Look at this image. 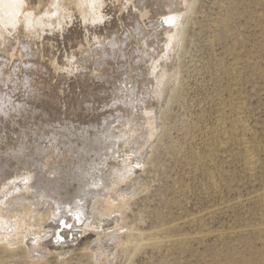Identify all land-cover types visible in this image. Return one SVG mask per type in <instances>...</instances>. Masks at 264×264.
Segmentation results:
<instances>
[{"label":"rangeland","instance_id":"rangeland-1","mask_svg":"<svg viewBox=\"0 0 264 264\" xmlns=\"http://www.w3.org/2000/svg\"><path fill=\"white\" fill-rule=\"evenodd\" d=\"M24 1L17 0V9L21 3H24L20 6L23 8H19L18 11L15 10L16 8L13 9L16 13L7 9L6 6H0L2 10H0V15L5 17L0 16L3 18H0V23L2 22L0 43H8L6 45L11 50L4 51L6 45L0 44V93L4 97L3 107L6 106L4 108L8 111V115L0 114V160H2L0 162L7 160L11 161L10 164H14L16 157L30 158L27 159V162H31L30 170L32 173L35 172L34 175L37 174L33 177L39 178L35 182L33 181L37 179L32 178V182H40L36 186L37 188L40 186V192L44 191L41 195L38 190L43 199L38 195L31 206L37 209V207L45 208L54 205L56 209L55 215L53 213L47 219L48 223L45 221L42 224L41 228L47 236L43 229L35 225L28 229L29 231L26 230L23 236L17 237L24 239L22 243L20 240L19 243H14L12 238H10L12 241L9 245L0 243V264H264V0H188L190 5L186 3L182 6L184 5L182 4L181 7L175 9L178 11L174 18L178 22L174 19L173 22L165 23L164 26L160 23V26L158 25V22H165L166 14H157V9H154L157 7V0H99L100 3L96 0L98 5L94 1L90 5L86 0H84L85 3L82 0H77L79 2L58 0L61 3L57 0ZM56 1L59 6L55 4ZM182 1L180 0V3ZM139 2L144 3V6L143 3L140 5L144 7L141 8L142 10ZM79 4H82L81 8ZM151 6L155 13L151 10ZM54 8L59 10L55 11ZM131 11L138 13L137 16L136 13L135 16L132 15ZM145 13H148V16H145ZM7 14L17 15V18L12 19L13 16ZM20 14L25 15L22 17ZM100 15L101 19H99ZM176 15H180L181 18ZM24 16H28L26 18L29 20ZM32 16H35V19ZM37 17L40 19L36 20ZM85 17H90L91 21L97 17L99 25L98 21H96L97 25L89 21L85 23ZM133 18L138 21L135 22ZM11 20L15 24H12ZM24 20L30 25L28 26ZM133 21L136 25L140 23V31L142 32L143 29L145 32L139 34L135 30L137 27ZM107 22L108 25L105 24ZM141 22L145 26L142 27ZM38 23L41 26H38ZM37 27L40 28L37 30ZM165 27H168L167 30ZM12 28L15 30L11 31ZM157 28L159 31H156ZM151 32L156 35L154 36ZM141 34L147 38L145 42L148 40L149 43L144 42L145 37H140ZM172 34L175 39H171ZM17 35L21 39H18ZM70 35H76V38L71 39ZM110 35L118 43L112 45L116 49H111V44L108 43V40L110 42L113 39ZM104 36H107L106 38L109 36L110 39L106 40ZM137 36L138 39H136ZM139 37L143 42H140ZM165 37L167 39H164ZM121 38H125V41L122 42L124 39L120 41ZM162 41L167 44L165 45ZM24 42H28L29 47L25 48ZM102 44L104 45L103 50L101 49ZM140 45L150 49L152 53L158 50L157 46H161L159 52L154 53L156 55L154 61L162 58L158 62L163 63L160 67L167 71L162 84L158 85L155 76L150 74L151 65L155 63L150 57L142 56L143 53L137 48ZM109 49L113 53L116 50L117 55L111 54ZM102 56H106L107 60L105 57L104 60ZM153 87L158 90H153ZM158 91L159 94H157ZM120 114L123 115L122 118ZM117 116L120 117H118L119 120L123 117L126 120L119 121ZM127 119H131L132 124ZM152 120L159 122V133L158 137L156 136L155 140L151 141L152 144L149 139L145 138L146 143H149L146 146L148 150L146 152L145 145L147 144H144L146 141L144 137L151 134L150 131H146V126L149 128L148 125L153 122ZM108 131L117 136L120 135L119 138L117 136L116 139L113 138L116 149L114 147L115 150L113 149L114 152L111 151L110 155L107 152L104 153L106 150L102 151L103 146L102 148L97 146L98 149L101 148L98 150L96 145H94L95 148L90 145L88 148L89 143L83 142V138L87 135L100 133L103 135ZM150 134L147 138L151 139ZM132 135L137 136L136 139L139 138L140 142L143 135L144 143H133L135 137ZM84 143L87 144L88 151L83 154ZM134 144L138 146V149ZM67 146L69 149H65L68 148ZM131 146L133 149H130ZM143 146L142 149L145 152L140 148ZM60 149H63V153ZM73 158H77L76 161ZM96 158L102 162L105 161L103 159L108 158L106 162L110 166L105 165V168L101 165L100 174L103 176L106 173L108 175L111 166L113 164L117 166L123 158H129V163H132L134 177L131 175L129 180L122 181L119 185L123 195L126 193L128 197L131 191L130 198L128 197L130 205H127L128 208H125L122 216L115 212L108 214L104 209L102 211V208L98 211L94 209L97 213H93L92 209L93 212L90 214L92 200L96 198V195L99 196L104 192L99 189L92 190L89 184L87 187L85 180L78 181V186L75 184L77 180L73 174H70L80 170L78 160H85L88 165L91 159ZM36 160H42V163H49L51 166L48 165L47 170L40 167L42 170L38 169L40 171L36 172L40 166L38 164H41ZM72 162L76 166L72 165ZM57 165L59 168H55ZM91 165L93 166V163ZM91 165H85L84 171L88 169L89 173L94 170ZM60 166L63 170L67 166L68 169L74 171L71 172L67 168L63 171ZM0 167L2 174L0 176L1 179L3 178L0 181H3L6 180L4 173L8 165L6 167L0 165ZM103 167L105 170L108 169L103 171ZM54 169H58L57 172ZM60 170L67 172V175ZM41 173L49 174L43 176ZM50 174H53L54 179ZM61 174L66 176L64 178L67 183ZM96 174L92 173V175ZM70 175L74 181L71 177L67 179ZM56 176H62L60 179L63 183L58 181L59 177L56 178ZM41 178L43 180L48 178L49 183L45 182L47 179L42 182ZM71 182H75L74 185ZM41 183L46 184L43 185L44 188L47 186L46 191L41 189ZM61 183H65L63 187ZM68 184L70 188L66 187ZM80 184H85L91 190ZM53 185H57L56 188H58H54ZM49 186H52V191ZM77 186L79 188L81 186L83 194ZM64 188L66 193L74 192L68 194V198L74 196L72 198L75 199L74 201L78 200L82 203L80 206L79 202L81 208L77 205L78 201L75 203L76 206L74 201L65 200L66 202L63 201L64 203L62 202L63 204L61 203L58 209L60 203L57 205L59 201L55 198L58 199V194H62ZM78 190L83 198L78 197L80 195ZM49 191L51 194L55 191L57 196L55 194L52 196ZM89 191L93 192L90 196ZM18 192L11 184L7 189H0V203L9 204L12 202L10 200L14 199L15 202L19 201L17 196L20 193ZM77 193L79 195L75 196ZM13 195L15 196L12 197ZM50 195L54 199H49ZM84 197L89 200H85ZM39 200L41 202L44 200L46 204H43L46 206L40 204ZM96 202H93V206ZM69 203H73L70 204L71 207ZM84 205L87 208H84ZM74 209H78L79 212L85 210L87 214L84 212L83 214L86 216V221L94 219L100 223V226L95 227L97 229H88L75 238L77 228L74 226L75 229L73 225L76 224L78 211ZM59 210L69 211L64 216L66 211L62 213ZM92 214L95 216L93 217ZM53 215H57L56 219L59 220L53 218ZM67 215L69 216L66 217ZM61 217L66 218L63 220ZM56 221L60 225L55 223ZM52 223L62 226L61 230L58 225H56L58 229L54 230L55 226ZM10 228L9 224H6L2 230L14 236L13 228ZM20 231L23 232V229ZM59 231H64V234H60ZM55 232L66 239L63 240L62 237L60 241L55 239L57 238ZM39 236L45 238L41 239ZM61 240L65 242L62 243ZM36 247L42 248L40 252L36 251Z\"/></svg>","mask_w":264,"mask_h":264},{"label":"bare ground","instance_id":"bare-ground-1","mask_svg":"<svg viewBox=\"0 0 264 264\" xmlns=\"http://www.w3.org/2000/svg\"><path fill=\"white\" fill-rule=\"evenodd\" d=\"M13 0H0V6H6V8L7 9H9V10H13L14 8H16L15 10L16 11H18V9L19 8H23V7H20V6H22L23 5V3L25 2L24 0V2L23 3H21L20 4V6H19V8L17 9V7H18V3H16L17 2V0H15V2H12ZM58 1V0H57ZM57 1L55 2V4L56 5H58L57 4ZM77 1V0H76ZM83 1V3H85L84 2V0H82ZM87 2H89V4L90 5H92V2L94 1L95 3H96V0H86ZM138 1V0H137ZM150 1V0H149ZM148 1V2H149ZM155 1V0H154ZM182 1V0H181ZM58 2H60V1H58ZM77 2H79V1H77ZM98 2H99V0H98ZM101 2V1H100ZM99 2V3H100ZM134 3L136 2V1H133ZM61 3V2H60ZM140 4H139V6L143 3H141V2H139ZM189 4L188 3V0H183L181 3H180V0H157V7L156 8H154V9H157V14H163V15H165L164 17H165V22H158V25H159V23L160 24H163L162 26H164L165 25V23L166 24H169V23H171V22H173V20L175 19L174 18V16H175V14H176V12L178 11V10H175V9H178L179 7H181V5L182 4H184V5H182V6H185V4ZM78 4V3H77ZM87 4V3H86ZM97 4V3H96ZM128 4V3H127ZM126 4V5H127ZM132 4V3H131ZM136 4H138V2H136ZM135 4V5H136ZM146 4V3H145ZM152 5H153V3H151ZM156 3H154V5H155ZM55 5V6H56ZM80 5V4H79ZM82 5V4H81ZM81 5H80V7L79 8H81ZM84 5V4H83ZM88 5V4H87ZM98 5V4H97ZM125 5V6H126ZM190 5V4H189ZM59 6V5H58ZM61 6V5H60ZM89 6V5H88ZM88 6H87V8H88ZM124 6V7H125ZM131 6V5H130ZM143 6H144V3H143ZM146 6H147V4H146ZM94 7H95V4H94ZM134 7V6H133ZM148 7H149V5H148ZM60 8V7H59ZM75 8V7H74ZM77 8V7H76ZM89 8H90V6H89ZM92 8V7H91ZM98 8V7H97ZM135 8H137V7H135ZM139 8V7H138ZM137 8V9H138ZM141 8H144V7H142V6H140V9ZM147 8V7H146ZM145 8V9H146ZM151 8V10H152V6L150 7ZM150 8H149V10H150ZM188 8V7H187ZM49 9V8H48ZM55 9V11H58L59 9H57V8H54ZM57 9V10H56ZM61 9H64V11L66 10V12L68 11L69 12V10H67V9H65V8H61ZM133 9V8H132ZM137 9H134L135 11L137 10ZM1 10V9H0ZM4 10V9H3ZM15 10H13L15 13H16V11ZM52 11H53V9H51ZM90 10H92V9H90ZM90 10H89V12H90ZM142 10V9H141ZM147 10V9H146ZM150 10V11H151ZM2 11V10H1ZM20 11V10H19ZM23 11V10H22ZM86 11H88V9L86 10ZM97 11H99V10H97ZM96 11V12H97ZM144 11V10H143ZM153 11V10H152ZM155 11V10H154ZM153 11V12H154ZM186 11V10H185ZM9 12V11H8ZM13 12V13H14ZM30 12V11H29ZM49 12H50V10H49ZM49 12H48V14H49ZM60 12V11H59ZM101 12V11H100ZM99 12V13H100ZM132 12V11H131ZM184 12V11H183ZM3 13H5V12H3ZM2 13V14H3ZM11 13V12H10ZM18 13V12H17ZM21 13V12H20ZM24 13V12H23ZM33 13V12H32ZM32 13H31V15H32ZM51 13H54V12H51ZM82 13H83V11H82ZM133 13V12H132ZM136 13V12H135ZM135 13H133L132 15H134L135 16ZM141 13H143V12H141ZM152 13V12H151ZM155 13V12H154ZM153 13V14H154ZM22 14V13H21ZM20 14V15H21ZM55 14H57V13H55ZM55 14H52V15H55ZM84 14H86V12L84 13ZM98 14V13H97ZM123 14V13H122ZM137 14L138 13H136V16H137ZM140 14V13H139ZM148 14V13H147ZM146 13H145V16H148ZM174 14V15H173ZM7 15H9V16H11V14H7ZM23 15H25V14H23ZM23 15H21L22 17H23ZM27 15H28V13H27ZM35 15V14H34ZM102 15V14H101ZM101 15L99 16L100 18L99 19H101ZM141 15V14H140ZM150 15H152V14H150ZM149 15V16H150ZM171 15V16H170ZM0 16H2V15H0ZM13 16V17H12ZM11 17H12V19L14 18V17H16V16H14V15H12ZM47 16H49V15H47ZM76 16V15H75ZM87 16H89L88 15V12H87ZM93 16V15H92ZM104 16V15H103ZM128 16H129V14H128ZM131 16V15H130ZM159 16V15H158ZM177 17H180V15L178 16V15H176ZM2 17H4V16H2ZM10 17V18H11ZM18 17H20L19 16V14H18ZM25 18L27 17L28 18V16H24ZM30 17V16H29ZM32 17H34V19H35V16H32ZM43 17V16H42ZM69 17H70V15H69ZM91 17V16H90ZM89 17V18H90ZM132 17V16H131ZM153 17V16H152ZM1 18V17H0ZM5 18V17H4ZM17 18V17H16ZM26 18V19H27ZM64 18H65V16H64ZM67 18V17H66ZM72 18V17H71ZM82 18H84V17H82ZM89 18H86L85 17V23H87V21H89V22H93V24L95 23H97L96 21H98V18L96 19L95 17V20H94V18L92 19L93 21H91V19L89 20ZM127 18V17H126ZM125 18V19H126ZM130 18V17H129ZM129 18H128V20H129ZM140 18H141V16H140ZM181 18V17H180ZM1 19H3V18H1ZM7 19L10 21V19L7 17ZM40 18L39 17H37V19L36 20H39ZM73 19V18H72ZM149 19H151V18H149ZM5 20V19H4ZM4 20H2V21H4ZM18 20V19H17ZM27 20H29V19H27ZM64 20V19H63ZM108 20V19H107ZM112 20V19H111ZM111 20H109L111 23H112V21ZM121 20H122V18H121ZM132 20H135V22L136 21H138L136 18L134 19H132ZM147 20V19H146ZM154 20V19H153ZM161 20V19H160ZM25 21V20H24ZM30 21H31V19H30ZM32 21H33V19H32ZM43 21V20H42ZM102 21V20H101ZM105 21V20H104ZM103 21V22H104ZM163 21V20H162ZM175 22H178V20L176 21V19L174 20ZM11 22H12V24H15V23H13V20H11ZM11 22H9L10 24H11ZM14 22H15V20H14ZM26 22V21H25ZM28 22V21H27ZM26 22V23H27ZM34 22H36V21H34ZM33 22V23H34ZM44 22V21H43ZM126 22V21H125ZM134 22V21H133ZM134 22V23H135ZM140 22V21H139ZM155 22V21H154ZM174 22V24H176ZM2 23V22H1ZM1 23H0V25H1ZM18 23H20L19 21H18ZM50 23H51V21H50ZM110 23V24H111ZM28 24V26L30 25L29 23H27ZM27 24H25V26L27 25ZM31 24H32V22H31ZM44 24H45V22H44ZM47 24V23H46ZM93 24L91 25V24H89V25H91V26H93ZM98 25H99V21H98V23H97ZM96 24V25H97ZM101 24H102V22H101ZM105 24H109L108 22L107 23H105ZM104 24V25H105ZM141 24H142V27L143 26H145V25H143L144 23H142L141 22ZM179 24V23H178ZM34 25V24H33ZM32 25V26H33ZM40 25V23H38V26ZM69 25H70V23H69ZM135 25H136V23H135ZM157 25V26H158ZM182 25V24H181ZM7 26V25H6ZM14 26V25H13ZM16 26H17V24H16ZM23 26H24V24H23ZM28 26H26V27H28ZM35 26V25H34ZM41 26V25H40ZM43 26V25H42ZM67 26V25H66ZM77 26V25H76ZM78 26H80V25H78ZM112 26V25H111ZM140 23L138 24V25H136V27H137V29H135L137 32H139V34H140V30H141V28H140ZM160 26V25H159ZM158 26V28H160ZM1 27V26H0ZM8 27V26H7ZM12 26L10 25V28H11ZM18 27V26H17ZM49 27V26H48ZM104 27V26H103ZM105 27H106V25H105ZM104 27V28H105ZM108 28H110L109 26H107ZM171 27H173V28H175L174 26H172L171 25ZM2 28V27H1ZM6 28V27H5ZM9 28V29H10ZM32 28H34V27H32ZM40 27H37V30L39 29ZM52 28V27H51ZM74 28V27H73ZM78 28V27H77ZM96 28H97V26H96ZM145 28V27H144ZM158 28H157V30L156 31H159L158 30ZM166 28H168V27H165V29ZM170 28V27H169ZM14 28H12L11 29V31H14L13 30ZM112 29V28H111ZM124 29H126V28H124ZM156 29V28H155ZM162 29V28H161ZM179 29V28H178ZM30 30L32 31V29L30 28ZM34 30V29H33ZM95 30V29H94ZM99 30V29H98ZM102 30V29H101ZM130 30V29H129ZM146 30V29H145ZM167 30V29H166ZM172 31H174V29H171ZM1 31H2V29H1ZM0 31V33H2ZM7 31H9L8 29H7ZM6 31V33H8ZM49 31V30H48ZM71 31V30H70ZM113 31V30H112ZM128 31V30H127ZM153 31V30H152ZM163 31H165V30H163ZM168 31H169V29H168ZM167 31V32H168ZM36 32V31H35ZM50 32V31H49ZM56 32V31H55ZM61 32V31H60ZM68 32H69V30H68ZM107 32V31H106ZM136 32V33H137ZM142 32H143V29H142ZM141 32V33H142ZM145 32V31H144ZM143 32V33H144ZM175 32V31H174ZM4 33V32H3ZM59 33V32H58ZM72 33V32H71ZM129 33V32H128ZM127 33V34H128ZM152 33V32H151ZM157 33V32H156ZM172 33V32H171ZM12 34V33H11ZM66 34V33H65ZM75 34V33H74ZM146 34V33H145ZM149 34V33H148ZM153 35H154V32L152 33ZM164 34H166V33H164ZM168 34V33H167ZM170 34V33H169ZM174 34V33H173ZM172 34V37H171V39L173 38V35ZM179 34V33H178ZM177 34V35H178ZM1 35V34H0ZM4 35H6V34H4ZM44 35V34H43ZM54 35V34H53ZM105 35H107V34H105ZM113 35V34H112ZM129 35V34H128ZM138 35V34H137ZM156 35V34H155ZM154 35V36H155ZM176 35V34H175ZM9 36V35H8ZM18 36V35H17ZM21 36V35H20ZM33 36V35H32ZM39 36V35H38ZM68 36V35H67ZM76 36V35H75ZM74 35H70V38L71 39H73L72 37H75ZM119 36V35H118ZM139 36V35H138ZM138 36H137V38L136 39H138ZM144 36V34H141V36L140 37H143ZM169 36V35H168ZM171 36V35H170ZM19 37V36H18ZM47 37V36H46ZM63 37V36H62ZM93 37V36H92ZM95 37H98V36H95ZM105 37V36H104ZM107 37V36H106ZM105 37V38H106ZM110 37H112L111 35H110ZM140 37H139V39H140ZM145 37V36H144ZM167 37V36H166ZM164 38V39H167V38ZM4 38H6V37H4ZM3 38V39H4ZM9 38V37H8ZM44 38V37H43ZM76 38V37H75ZM86 38V37H85ZM108 38H109V36H108ZM108 38H106V40H108ZM113 38V37H112ZM111 38V39H112ZM117 38V37H116ZM119 38H120V36H119ZM118 38V39H119ZM129 38V37H128ZM162 38H163V36H162ZM18 39H21V37H19ZM64 39V38H63ZM66 39V38H65ZM71 39H70V41H71ZM87 39V38H86ZM102 39V38H101ZM110 39V38H109ZM117 39V40H118ZM122 39H124V40H122ZM135 39V40H136ZM145 39H147L146 37L144 38V42H145ZM173 39H175V38H173ZM1 41H2V38L0 39ZM6 40V39H5ZM5 40H4V42H5ZM17 40V39H16ZM29 40V39H28ZM52 40V39H51ZM62 40V39H61ZM122 40V42L123 41H125V38H121L120 39V41ZM128 40V39H127ZM142 40V38L140 39V42H143V41H141ZM160 40V39H159ZM158 40V41H159ZM162 40V39H161ZM160 40V41H161ZM7 41L9 42V40L7 39ZM23 41V40H22ZM30 41V40H29ZM69 41V42H70ZM72 41H74V40H72ZM97 41H99L98 39H97ZM167 41V40H166ZM172 41V40H171ZM11 42H12V40H11ZM10 42V43H11ZM104 42H106V41H104ZM147 42H148V40H147ZM147 42H145V43H147ZM157 42V41H156ZM163 42V41H162ZM9 43V44H10ZM13 43V42H12ZM66 43V42H65ZM100 43V42H99ZM98 43V44H99ZM107 43V42H106ZM105 43V44H106ZM108 43H110L111 44V49H116V48H113L112 47V45H114V44H116L117 43V41H116V39L115 38H113L110 42H109V40H108ZM149 43V42H148ZM159 43H161V42H159ZM159 43H157L158 45H159ZM163 43H165V45L167 44V42H163ZM174 43V42H173ZM1 45H4L3 44V42L2 43H0ZM6 44H8V43H6ZM5 44V45H6ZM24 44H25V48L26 47H29L28 45H29V43L28 42H24ZM109 44V45H110ZM118 44V43H117ZM116 44V45H117ZM144 44V43H143ZM175 44V43H174ZM13 44H11V46H12ZM89 45V44H88ZM151 45V44H150ZM170 45V44H169ZM17 46V45H16ZM99 46H101V45H99ZM98 46V47H99ZM103 44H102V47H101V49L103 48ZM106 46H107V44H106ZM105 46V47H106ZM132 46V45H131ZM147 46V45H146ZM145 46V47H146ZM2 47V46H1ZM13 47V46H12ZM12 47H10V49H12ZM33 47V46H32ZM158 47V50H159V48L161 49V46H157ZM172 47V46H171ZM137 48L138 49H140L139 51L140 52H142L143 54H142V56L144 55V56H146V57H150L151 59H152V61L155 63V64H153V65H151V75H154L155 76V78H156V83H158V85H160V84H162L163 83V77L167 74V71H166V69L165 70H162L161 69V67H160V64L162 65L163 63H161V62H158L159 60H161L162 58H160L158 61H154V57L156 56L154 53H156L158 50H153L154 51V53H152V51L150 50V49H148V48H144L143 47V45H140V46H137ZM137 48H135V49H137ZM152 48H154V47H152ZM166 48H168V47H166ZM2 49H3V47H2ZM1 49V50H2ZM6 50H4V51H7V52H9V51H11V50H9V48L7 47V45H6V48H5ZM28 49V48H27ZM118 49V48H117ZM138 49H137V51H138ZM9 50V51H8ZM14 50V49H13ZM13 50H12V52H13ZM32 50H33V48H32ZM35 50V49H34ZM55 50V49H54ZM98 50V49H97ZM103 50V49H102ZM106 50V49H105ZM110 50V49H109ZM124 50V49H123ZM163 50V49H162ZM166 50V49H165ZM95 51V50H94ZM99 51V50H98ZM112 50H110L109 52H111ZM115 52H116V50H114ZM2 52V51H1ZM30 52V51H29ZM34 52V51H33ZM32 52V53H33ZM93 52V51H92ZM97 52V51H96ZM100 52V51H99ZM113 53V52H111V54L113 53V55H115L116 53ZM159 52V51H158ZM87 54V53H86ZM110 54V55H111ZM105 55V54H104ZM117 55V54H116ZM101 56V55H100ZM157 56H158V54H157ZM103 57V56H102ZM105 57V59H106V56H104ZM104 57H103V59H104ZM108 57V56H107ZM110 57V56H109ZM85 58V57H84ZM99 58V57H98ZM97 58V59H98ZM137 58V57H136ZM147 58V59H148ZM1 59V58H0ZM97 59L95 60V61H97ZM104 59V60H105ZM157 59V58H156ZM52 60V59H51ZM86 60V59H85ZM107 60V59H106ZM130 60V59H129ZM135 60V59H134ZM147 61V60H146ZM145 61V62H146ZM152 61H151V63H152ZM1 62V61H0ZM30 62V61H29ZM93 62V61H92ZM98 62H100L99 61V59H98ZM97 62V63H98ZM23 63V62H22ZM143 64V63H142ZM167 65V64H166ZM26 67V66H25ZM103 67V66H102ZM102 70V69H101ZM1 71H2V69H1ZM6 73V72H5ZM27 73V72H26ZM69 73V72H68ZM102 74V73H101ZM8 76V75H7ZM12 78V77H11ZM9 79V78H8ZM15 79V78H14ZM31 80V79H30ZM7 82V81H6ZM174 83V82H173ZM110 84V83H109ZM171 84H172V82H171ZM156 87V86H155ZM155 87H153L154 89L153 90H158L157 88H155ZM104 88V87H103ZM35 89V88H34ZM159 89H160V87H159ZM46 90V89H45ZM114 90V89H113ZM150 90V89H149ZM30 91V90H29ZM125 91V90H124ZM133 92V91H132ZM162 92V91H161ZM7 94V93H6ZM157 94H159V91L157 92ZM4 95V94H3ZM12 95V94H11ZM161 95V94H160ZM5 96V95H4ZM9 97H10V95H8ZM13 96V95H12ZM40 96V95H39ZM30 97V96H29ZM41 97V96H40ZM123 97V96H122ZM160 97V96H159ZM8 98V97H7ZM14 98V97H13ZM125 98V97H124ZM23 99V98H22ZM26 99V98H25ZM38 99V98H37ZM4 100V97L2 96V94L0 93V114H5V115H8V111H7V109H5L4 107H6V106H4L3 107V101ZM26 100H28V99H26ZM131 100H132V98H131ZM142 100V99H141ZM8 101V100H7ZM31 101V100H30ZM122 101H124V100H122ZM166 101V100H165ZM29 102V101H28ZM14 103V102H13ZM21 103V102H20ZM19 103V104H20ZM31 103V102H30ZM130 103V102H129ZM128 103V104H129ZM135 103V102H134ZM166 103V102H165ZM142 104V103H141ZM129 106V105H128ZM134 106V105H133ZM136 109V108H135ZM36 110V109H35ZM23 112V111H22ZM28 112V111H27ZM10 114V113H9ZM16 114V113H15ZM39 114V113H38ZM18 115H19V113H18ZM27 115V114H26ZM37 115V114H36ZM40 115V114H39ZM12 117H13V114L11 115ZM22 116V115H21ZM20 116V117H21ZM121 116H123V115H121L120 114V117ZM7 117V116H6ZM30 117H31V115H30ZM36 117V116H35ZM116 117V116H115ZM119 116H117V118H118ZM119 117V118H120ZM18 118V117H17ZM109 118V117H108ZM117 118H116V120H117ZM119 118H118V120H119ZM122 118V117H121ZM129 118V117H128ZM7 119V118H6ZM5 119V120H6ZM9 119V118H8ZM7 119V120H8ZM125 119V117H123V119H120V120H124ZM13 120V119H12ZM15 120V119H14ZM21 120V119H20ZM38 120V119H37ZM112 120V119H111ZM115 120V121H116ZM117 120V121H118ZM119 120V121H120ZM126 120V119H125ZM127 120H129V122H131L132 120L131 119H127ZM131 120V121H130ZM150 120V119H149ZM154 120V119H153ZM152 120V121H153ZM108 121V120H107ZM117 121H116V123H117ZM12 122V121H11ZM42 122V121H41ZM128 122V121H127ZM2 123V122H1ZM8 123V122H7ZM14 123V122H13ZM72 123V122H71ZM112 123V122H111ZM124 123V122H123ZM148 123V122H147ZM5 124H6V122H5ZM37 124H39V123H37ZM115 124V123H114ZM113 124V125H114ZM131 124H132V122H131ZM130 124V125H131ZM9 125V124H8ZM8 125H6V126H8ZM23 125V124H22ZM107 125V124H106ZM120 125H122V124H120ZM2 126V125H1ZM13 126V125H12ZM11 126V127H12ZM66 126V125H65ZM89 125H87V127H88ZM138 126V125H137ZM17 127V126H16ZM51 127V126H50ZM56 127V126H55ZM85 127V126H84ZM86 127V128H87ZM98 127V126H97ZM103 127V126H102ZM113 127V126H112ZM116 127V126H115ZM131 127V126H130ZM148 127L150 128V130H149V128H147V126H146V131H150L151 132V134H150V136H152L151 137V139H150V137L149 138H147V135H149V134H147V135H145L143 132V135H145L146 137H144V141L146 140V139H149V141L151 142H153V140H155V138H156V136L158 135V130H159V127H160V124H159V122L156 120V121H153V122H150L149 123V125H148ZM21 128V127H20ZM68 128V127H67ZM80 128V127H79ZM94 128V127H93ZM117 128V127H116ZM122 128H124V127H122ZM133 128V127H132ZM2 129V128H1ZM8 129V128H7ZM64 129V128H63ZM66 129V128H65ZM74 129V128H73ZM83 129V128H82ZM96 129H98V128H96ZM95 129V130H96ZM100 129V128H99ZM102 129V128H101ZM109 129H110V127H109ZM113 129V128H112ZM115 129V128H114ZM127 129H128V126H127ZM140 129H141V127H140ZM54 130V129H53ZM67 130V129H66ZM81 130V129H80ZM87 130L89 131V129L87 128ZM115 130H117V129H115ZM115 130H113V132L115 131ZM133 130V129H132ZM137 130V129H136ZM135 130V131H136ZM43 131V130H42ZM56 131V130H55ZM63 131V130H62ZM74 131V130H73ZM82 131V130H81ZM100 132H101V130H99ZM112 131V130H111ZM111 131H108L106 134L104 133L103 135L101 134V133H103V132H101L100 134H95V135H92V136H86L85 138H83L84 140H83V142H87V143H89L88 145L86 144V143H84V149H82L83 151H82V153L83 152H86V151H88V148H90V146L91 147H93L94 145H96V148L98 149V147L97 146H100L101 148H102V146H103V148L104 149H102V151H104V150H106L104 153H110L111 151L112 152H114L113 151V149H114V144L113 143H115V139H116V136H117V134L115 135L113 132H111ZM142 131V130H141ZM22 132V131H21ZM83 132V131H82ZM82 132H80V133H82ZM90 132V131H89ZM91 132H94V131H91ZM117 132V131H116ZM125 132V131H124ZM131 132V131H130ZM137 132V131H136ZM139 132H140V130H139ZM138 132V133H139ZM28 133V132H27ZM60 133V132H59ZM62 133V132H61ZM84 133V132H83ZM96 133H97V131H96ZM120 133V132H119ZM122 133V132H121ZM141 133V134H142ZM21 134V133H20ZM90 134V133H89ZM16 135V134H15ZM58 135V134H57ZM62 135H64V133L62 134ZM66 135H67V133H66ZM133 135H134V133H133ZM132 135V136H133ZM140 135V134H139ZM142 135V136H143ZM38 136H39V134H38ZM60 136V135H59ZM67 136H69V135H67ZM73 136V135H72ZM124 136V135H123ZM129 136L131 137V135L129 134ZM137 136H138V134H137ZM137 136H133V137H135L134 138V141H133V143L135 142H140V140H138V139H136V137ZM141 136V138H142V141L141 142H143L144 143V141H143V137ZM41 137V136H40ZM39 137V138H40ZM46 137V136H45ZM75 137V136H74ZM105 137V139H103ZM112 137V139H110ZM118 138L120 137V135L119 136H117ZM128 137V136H127ZM130 137H128L129 138V140H130ZM139 137V136H138ZM158 137V136H157ZM14 138V137H13ZM54 138V137H53ZM113 138H115V139H113ZM125 138V137H124ZM140 138V139H141ZM146 138V139H145ZM2 139V138H1ZM38 139V138H37ZM110 139V140H109ZM135 139L137 140V141H135ZM27 140V139H26ZM54 140V139H53ZM67 140V139H66ZM132 140V139H131ZM14 141V140H13ZM24 141V140H23ZM122 141V140H121ZM26 142V141H25ZM34 142V141H33ZM44 142V141H43ZM67 142V141H66ZM140 142V143H141ZM147 142V140L145 141V143L144 144H147V145H145V147L146 146H148L149 145V143H146ZM152 142L150 143V144H152ZM50 143V142H49ZM65 143V142H64ZM125 143V142H124ZM123 143V144H124ZM131 143V142H130ZM139 143V144H140ZM142 143V144H143ZM24 144V143H23ZM25 144H27V143H25ZM41 144H42V142H41ZM52 144V143H51ZM73 144V143H72ZM127 144V143H126ZM138 144V145H139ZM143 144V145H144ZM32 145V144H31ZM40 145V144H39ZM48 145V144H47ZM54 145V144H53ZM57 145V144H56ZM56 145H55V147H56ZM78 145V144H77ZM86 145L87 146H89L88 148L86 147ZM132 145V144H131ZM135 145V147H136V149H138V146L136 145V144H134ZM45 146V145H44ZM72 146V145H71ZM133 146V145H132ZM131 146V147H132ZM24 147V146H23ZM22 147V148H23ZM25 147H27V146H25ZM39 147V146H38ZM68 147V146H67ZM79 147V146H78ZM122 147H124V146H122ZM125 147H130V146H125ZM134 147V146H133ZM133 147L132 148H130V149H133ZM45 148V147H44ZM61 148V147H60ZM94 148H95V146H94ZM100 148V149H101ZM120 148V147H119ZM141 149L142 148H144V146L143 147H140ZM148 148H150V147H148ZM15 149V148H14ZM19 149V148H18ZM25 149V148H24ZM37 150H38V148H36ZM47 149V148H46ZM56 149V148H55ZM65 149H69V147L68 148H65ZM64 149V150H65ZM81 149H80V151H81ZM100 149H98V150H100ZM115 149H116V147H115ZM114 149V150H115ZM122 149H124V148H122ZM135 149V148H134ZM135 149V150H136ZM146 150V152L148 151L147 150V147L145 148ZM57 150V149H56ZM63 150V149H62ZM61 149H60V151L63 153V151H62ZM76 150V149H75ZM89 150H92V149H89ZM94 150V149H93ZM135 150H133L134 151V153H135ZM140 150V149H139ZM143 150V149H142ZM141 150V151H142ZM21 151H22V149H21ZM30 151V150H29ZM46 151V150H45ZM66 151V150H65ZM79 151V152H80ZM120 151V150H119ZM123 151V150H122ZM144 151V150H143ZM144 151V152H145ZM10 152V151H9ZM23 152H24V150H23ZM47 152V151H46ZM58 152V151H57ZM56 152V153H57ZM69 152V151H68ZM90 152V151H89ZM89 152H88V154H89ZM97 152H99V151H97ZM101 152V151H100ZM111 152V153H112ZM118 152V151H117ZM132 152V151H131ZM144 152H142L143 154H144ZM20 153V152H19ZM103 153V152H102ZM125 153V152H124ZM130 153V152H129ZM133 153V152H132ZM131 153V154H132ZM133 153V154H134ZM139 153H141V152H139ZM21 154V153H20ZM19 154V155H20ZM47 154V153H46ZM49 154V153H48ZM84 154V153H83ZM88 154H86V155H88ZM91 154V153H90ZM117 153H116V151H115V155H116ZM142 154V155H143ZM19 155H17V156H19ZM22 155V154H21ZM59 155H60V153H59ZM69 155H70V153H69ZM85 155V156H86ZM92 155V154H91ZM94 155V154H93ZM100 155V154H99ZM110 155V154H109ZM125 155H127V154H125ZM124 155V156H125ZM137 155V154H136ZM135 155V156H136ZM8 156V155H7ZM14 156V155H13ZM36 156V155H35ZM65 156V155H64ZM77 156V155H76ZM75 156V157H76ZM80 156H82V154L80 155ZM79 156V157H80ZM122 156V155H121ZM130 156V155H129ZM141 156V155H140ZM145 156V155H144ZM1 157V156H0ZM33 157V156H32ZM49 157V156H48ZM60 157V156H59ZM78 157V158H79ZM89 157V156H88ZM98 157V156H97ZM103 157V156H102ZM112 157H113V154H112ZM132 157V156H131ZM6 158V157H5ZM40 158V157H39ZM81 158V157H80ZM85 158H87V156L85 157ZM144 158V157H143ZM143 158L141 159V160H143ZM24 159H26V157L24 158ZM23 158L21 159L20 157L18 158V157H16V160H15V158H14V160L16 161V163H12V164H10V162L9 161H5V162H0V165H3V166H7L8 165V169L5 171L6 173H4L3 171V173L5 174V179L6 180H3V181H0V189L2 190V189H7L9 186H10V184H11V186H14L16 189H17V192L18 193H20L19 194V196H17L18 197V200L19 201H17V202H15L14 200H10V201H12V202H10L9 204H4V203H0V243H3V245H9L10 243H11V241H10V238H12L15 242L14 243H19L18 241L20 240L21 241V243H22V241H24V239L21 237V238H17L18 236H23V233L26 231V230H28V229H30V228H32V227H34L35 225L39 228V229H43V228H41L43 225V223L46 221L47 223H48V221H47V219L49 218V217H51V215L54 213V215H55V209L56 208H54L53 206L51 207H47L45 204V201L43 200L42 202L40 201V204L42 203H45V204H43V205H45L44 207L45 208H43V206H42V208L41 207H37V209H35L34 207H32L31 206V203L33 202V201H35V199H37V197H38V195H40L41 194V192L44 194V191H41L40 192V190H39V187L40 186H38V188H37V184H39L40 182H36V183H33V182H35V181H38V179L37 178H35L36 176L35 175H37V174H35L34 175V173H32L31 171L32 170H30V163H29V161L27 162V159H30V158H27L26 159V161H23L24 160ZM32 159V158H31ZM35 159V158H34ZM34 159H33V161H34ZM50 159V158H49ZM68 159H70V158H68ZM75 158H73V160H74ZM77 159V158H76ZM76 159H75V161H76ZM82 159V158H81ZM78 160L77 162H79V163H77L78 164V166L80 167V170H78L76 173H70L71 175L73 174V177L75 178V180H77V183H75V184H77L78 186H79V182L78 181H80V180H85V184L87 183V187H88V184H89V186H90V188L93 190H95V189H99V190H102L103 192H104V194H99V196L98 195H96L95 193V197L96 198H94V196H91V197H93L94 199L92 200L91 199V197H90V199L92 200V208L90 207V209L92 210H96L97 209V211H98V209L100 210V208H102V211H103V209L105 210V211H107L108 212V214L109 213H114L115 212V214L116 213H119V216L121 215H123V212H124V210H125V208L127 207L128 208V206L130 205V203H129V199H128V197H129V195H130V192L128 193L129 195H128V197H127V194L125 193V191L127 192L128 191V189L127 190H123L124 192L123 193H125L124 195L122 194V192L120 191L121 189L119 188V185H120V183L122 182V181H125V180H129L130 178H131V175L133 176V171H134V168H133V166H132V163H129L130 161H128L129 160V158H123V160L121 159V162L120 163H118V165L117 166H113L114 164L113 163H111V170L110 171H108L109 172V174L107 175V173H106V175L105 176H103L102 174H100L102 171V169H101V165H104V167H105V165H106V167H107V165H109L110 166V164H108L106 161H108V158H105V159H103V160H105V161H101L100 159H91L89 162H90V164H88L89 166L93 163V166L92 167H94L93 169L94 170H91L89 173H88V169L86 170V171H84V169L86 168L85 167V165L86 166H88L86 163H88V162H86L85 160ZM84 159V158H83ZM90 159V158H89ZM107 159V160H106ZM113 159V158H112ZM38 160V159H37ZM36 160V161H37ZM66 160V159H65ZM70 160H72V159H70ZM70 160H69V162H70ZM87 160V159H86ZM109 160H110V158H109ZM115 160V159H114ZM137 160V159H136ZM0 161H2V160H0ZM15 161H13V162H15ZM42 160H40V161H37V162H41ZM44 161V160H43ZM56 161H57V159H56ZM111 161V160H110ZM113 161V160H112ZM118 161V160H117ZM67 162H68V160H67ZM74 162V161H73ZM73 162H72V165H75L76 166V164H73ZM71 163V162H70ZM75 163V162H74ZM95 163V164H94ZM37 164V163H36ZM63 164V163H62ZM65 164H67V163H65ZM117 164V163H116ZM138 164V163H137ZM14 166L13 168H12V166ZM33 165H35L34 163H33ZM38 165H40L37 169H36V172H39L40 170H42V169H48L47 167H48V165H50L49 163L48 164H45V163H42L41 162V164L39 163ZM60 165V164H59ZM51 166V165H50ZM63 166V165H62ZM62 166H60V169H62L63 170V168H61ZM68 166V165H67ZM67 166L65 167V169L67 168ZM33 167V166H32ZM40 167L42 168V169H40ZM58 167V165L55 167V168H57ZM72 167V166H71ZM71 167H69V168H71ZM83 167H85V168H83ZM104 167H103V171L105 170L104 169ZM105 167V168H106ZM1 168V167H0ZM35 168H36V166H35ZM51 168H53V166L51 167ZM50 168V169H51ZM59 168V167H58ZM78 168V167H77ZM77 168H75V169H77ZM5 169V168H4ZM38 169H40V170H38ZM64 169V170H65ZM73 169H74V166H73ZM79 169V168H78ZM108 169V168H107ZM106 169V170H107ZM35 170V169H34ZM38 170V171H37ZM44 170H43V173H44ZM55 171L56 170H58V169H54ZM54 170H52V171H54ZM62 170H60L63 174L65 173L66 175H67V172H63ZM67 170H69V171H71V172H73L72 171V169H68L67 168ZM66 170V171H67ZM105 170V171H106ZM0 171H1V169H0ZM54 171V172H55ZM93 171V172H92ZM42 172V171H41ZM49 172V171H48ZM54 172H52V173H54ZM57 172V171H56ZM94 174H96V173H99L100 175H102V176H98L97 174L96 175H92V173ZM130 172H132V174H129ZM49 173H51V171L49 172ZM48 173V174H49ZM91 173V174H90ZM103 173H105V172H103ZM0 174H1V172H0ZM3 174V175H4ZM42 174V173H41ZM47 173H45V175H46ZM47 174V175H48ZM55 174V173H54ZM59 174V173H58ZM126 174H129L128 176L126 175ZM2 175V174H1ZM43 175V174H42ZM45 175H43V176H45ZM50 175H52V177L51 178H53V174H50ZM49 175V176H50ZM62 175V174H61ZM69 175V174H68ZM71 175L70 176H67L68 178L67 179H69V177H71ZM33 176H35V177H33ZM43 176H40V177H43ZM63 176V175H62ZM62 176H56V178L57 177H59V179H57L58 181H63V180H61L60 178L62 177ZM38 177H39V175H38ZM55 177V176H54ZM64 177H66L65 175L62 177L64 180H65V178ZM73 177H71L72 178V180L74 179ZM134 177V176H133ZM132 177V178H133ZM32 178H35V179H37V180H34L33 182H32ZM49 178V177H48ZM46 178V179H42V182H44L45 180V182H47L49 179H51V178ZM0 179H1V176H0ZM3 179V178H2ZM1 179V180H2ZM54 179V178H53ZM134 179V178H133ZM71 180V179H70ZM70 180H67V181H69L70 182ZM41 181V180H40ZM74 181V180H73ZM65 182H66V180H65ZM68 182V183H69ZM84 182V181H83ZM134 182H135V180H134ZM49 182H47V184H48ZM56 183V182H55ZM54 183V184H55ZM63 183V182H62ZM61 183V184H62ZM67 183V182H66ZM71 183H73V182H71ZM74 183H73V185H74ZM45 184V183H44ZM43 184V185H44ZM50 184H51V182H50ZM57 184V183H56ZM59 184H60V182H59ZM65 184V183H64ZM64 184H62V187H63V185ZM70 184V183H69ZM65 185L66 187H68L69 186V188H70V185H72V184H70V185ZM85 184H80L81 186H83V185H85ZM41 185H42V183H41ZM43 185H42V190H44L45 188L43 187ZM46 185V184H45ZM57 186V185H56ZM56 186L55 185H53V187L54 188H56ZM77 186V187H78ZM81 186H80V188L78 187V189H80V191H81ZM131 186V185H130ZM50 188L52 187V186H49ZM73 187V186H72ZM85 187H86V185H85ZM84 187V188H85ZM86 187V188H87ZM58 188V187H57ZM56 188V189H57ZM59 188H61V186L59 187ZM68 188V189H69ZM83 188V187H82ZM83 188V189H84ZM85 188V189H86ZM90 188H87L88 190L90 189ZM131 188V187H130ZM67 189V191H69ZM90 189V190H91ZM38 190H39V192H40V194H39V192H38ZM48 190V189H47ZM65 188L64 189H62V191H63V193L62 194H60L58 191H57V193H59L58 195V199H56L55 198V200H58L56 203H57V205L59 204V207L58 206H56V207H58V209L61 207L60 205H61V203L63 202V201H70V202H72V201H74L72 198L74 197L73 195V197L72 198H68L69 197V195H70V193H66L65 191ZM70 190H72V189H70ZM11 191V190H10ZM45 191H46V189H45ZM51 191H52V188H51ZM86 191V190H85ZM2 192H4V191H2ZM8 192V191H7ZM50 192V191H49ZM64 192L66 193V197H65V194H64ZM75 192H77V191H75ZM82 192V194L84 193V191L82 190L81 191ZM95 192V191H94ZM98 192H100V191H98ZM10 193V192H9ZM12 193H14V192H12ZM72 193H74V192H72ZM71 193V194H72ZM78 193L80 194V192H79V190H78ZM75 194V196L77 195H79V194ZM87 193V192H86ZM85 193V194H86ZM89 194V196H90V193H93V192H91V191H89L88 192ZM97 193V192H96ZM17 194V193H16ZM45 194L47 195V192H45ZM49 194V193H48ZM50 194H51V192H50ZM53 194H55V191L54 192H52V196H54ZM69 194V195H68ZM85 194L83 195V196H85ZM93 194V195H94ZM98 194V193H97ZM132 194V193H131ZM42 195V194H41ZM39 196V197H42V196ZM50 195V197H49V199H54L52 196ZM56 196H57V194H55ZM68 195V196H67ZM88 195H86V196H88ZM92 195V194H91ZM15 195H13L12 197H14ZM44 196V198H45V195H43ZM49 196V195H48ZM47 196V197H48ZM88 196V197H89ZM7 197V196H6ZM11 197V196H10ZM17 197H16V199H17ZM46 197V200H48V198ZM78 197H82L81 196V194L78 196ZM77 198V197H76ZM83 198V197H82ZM82 198H78L79 200H81ZM130 198V197H129ZM6 200H8V198H5ZM42 199H43V197H42ZM84 199H85V197H84ZM83 199V200H84ZM5 200V201H6ZM72 200V201H71ZM77 200V199H76ZM85 200H89V199H85ZM98 200V201H97ZM4 201V200H3ZM9 201V200H8ZM39 201H37L38 203H39ZM51 201V200H50ZM65 201V202H66ZM78 201V200H77ZM77 201H74V204L75 203H77ZM97 201V202H96ZM52 202H53V200H52ZM79 202L80 201H78V203H77V205L79 206L80 204V206H82V203L80 202V204H79ZM83 202V201H82ZM88 202V201H87ZM93 202H96L95 203V206H93ZM35 203V202H34ZM33 203V204H34ZM37 203V204H38ZM56 203H55V205H56ZM64 203V202H63ZM62 203V204H63ZM86 203V202H85ZM85 203H83V204H85ZM90 203V202H89ZM129 203V204H128ZM50 204V203H49ZM48 204V205H49ZM71 203H69V205H70ZM73 204V203H72ZM71 204V205H72ZM36 205V204H35ZM34 205V206H35ZM39 205V204H38ZM68 205V206H69ZM71 205H70V207H71ZM76 205V204H75ZM76 205V206H77ZM86 205V204H85ZM84 205V208L87 206H85ZM89 205V204H88ZM128 205V206H127ZM14 206V207H13ZM62 206H64V205H62ZM75 206V207H76ZM79 206V207H80ZM66 207V206H65ZM79 207H78V209H79ZM72 208H74V206L72 207ZM81 208V207H80ZM87 208V207H86ZM64 209H66V208H64ZM69 209H71V208H69ZM78 209L76 210V209H74L75 211H78ZM82 209H83V207H82ZM89 209V208H88ZM63 210V209H62ZM67 210V209H66ZM65 210V211H66ZM72 210V209H71ZM73 210V211H74ZM89 211V213L91 214L92 212H93V210L92 211ZM94 210V212L93 213H97V211H95ZM57 211V210H56ZM60 211V210H59ZM65 211L64 212H62V211H60V212H62V213H65ZM69 211V210H68ZM68 211H66V213L65 214H63L64 216L67 214V212ZM73 211H72V213H73ZM82 211V210H81ZM85 210H83V212H84ZM101 211V212H102ZM83 212H79L78 211V213H77V218L75 219V222H76V224L75 225H73V227L75 226L76 228H77V231H76V233L75 232H73V234L75 233L76 235V237L75 238H78V235L79 234H82L83 232H85L86 230H88V229H92V228H94V229H97V228H95V227H99L100 226V223H97L96 222V220H94V219H92V220H89V221H86V216L83 214ZM57 213V212H56ZM59 213V212H58ZM71 213V212H70ZM75 213V212H74ZM84 213H86V212H84ZM106 213V212H105ZM104 213V214H105ZM60 214V213H59ZM87 214V213H86ZM104 214H103V216H104ZM107 214V215H108ZM112 214H110V215H112ZM53 215V218H58V216L56 217V216H54ZM62 215V216H63ZM89 215V214H88ZM93 215V214H92ZM99 215H100V213H99ZM118 215V214H117ZM69 215H67L66 217H68ZM72 216H73V214H72ZM71 216V217H72ZM95 215H93V217H94ZM59 217H60V215H59ZM65 217V218H66ZM111 217V216H110ZM52 218V219H53ZM63 220L65 219V218H63V217H61ZM74 218V217H73ZM72 218V219H73ZM97 218V217H96ZM51 219V218H50ZM55 219H54V221H55ZM61 219V220H62ZM69 219H70V217H69ZM68 219V220H69ZM85 219V220H84ZM57 221L59 220V219H56ZM67 220V221H68ZM74 220V219H73ZM53 221V220H52ZM55 222V223H58L59 225H60V223L59 222ZM70 221V220H69ZM78 221V222H77ZM49 222H51V220L49 221ZM65 222V221H64ZM54 223V222H53ZM52 223V224H53ZM66 223V222H65ZM64 223V224H65ZM70 223V222H69ZM6 224H9V226L11 227V228H13V234H15V235H17L16 237H15V235L14 236H12V233L10 234V233H7L8 231H6V232H4V229L2 230V228L4 227L5 228V226H6ZM51 224V223H50ZM58 224H56V225H58ZM68 224V223H67ZM72 224V223H71ZM99 224V225H98ZM5 225V226H4ZM55 227H53L54 228V230H55V228H56V225L55 224H53ZM58 225V226H59ZM61 225H63V224H61ZM70 225V224H69ZM64 226H66V225H64ZM45 227V226H44ZM50 227V226H49ZM60 227V226H59ZM62 227V226H61ZM61 227L59 228L60 230H61ZM71 227H72V225H71ZM73 227H72V229H73ZM74 227V228H75ZM9 228V227H8ZM10 228V229H11ZM75 228V229H76ZM101 228V227H100ZM100 228H98L99 230H100ZM21 229H23V232H21L20 230ZM50 229H51V227H50ZM50 229H47V230H50ZM56 229H58V227L56 228ZM63 229V228H62ZM67 228H65V230H66ZM71 229V228H70ZM68 230H69V228H68ZM93 230V229H92ZM29 231V230H28ZM39 231V230H38ZM42 231V230H41ZM43 231H44V229H43ZM67 231V230H66ZM40 232V231H39ZM38 232V233H39ZM52 232V231H51ZM51 232H49V233H51ZM54 232V231H53ZM58 232V231H57ZM57 232H55L56 234H57ZM60 232V231H59ZM64 231H62V232H60V234H62ZM71 232V233H72ZM31 233V232H30ZM35 233V232H34ZM43 233V232H42ZM44 233H45V231H44ZM48 233V234H49ZM40 234V233H39ZM53 234V233H52ZM56 234H54V235H56ZM60 234H57L56 236H57V238H55V236L53 237V238H55V239H58L59 241H60V239H62L63 238V236L61 235L60 236ZM64 234V233H63ZM65 234H67V233H65ZM25 235H27V234H25ZM45 235H46V233H45ZM69 235H70V233H69ZM72 235V234H71ZM112 235V234H111ZM32 236V235H31ZM35 236H37V234L35 235ZM34 236V237H35ZM42 236V235H41ZM41 236H39V237H41ZM44 236V235H43ZM47 236V235H46ZM113 236V235H112ZM111 236V237H112ZM33 237V236H32ZM51 237V236H50ZM49 237V238H50ZM62 237V238H61ZM65 237V236H64ZM114 237V236H113ZM42 238H45V237H41V239ZM47 238V237H46ZM48 239V238H47ZM64 239H66V238H63V240ZM68 239V238H67ZM117 239V238H116ZM26 240V239H25ZM36 240H38V239H36ZM50 240V239H49ZM53 240V239H52ZM57 240V241H58ZM76 240V239H75ZM62 241V240H61ZM116 241V240H115ZM65 241H62V243H64ZM66 242H67V240H66ZM25 243V242H24ZM23 243V244H24ZM32 246V245H31ZM33 247V246H32ZM37 249H36V251H39L40 252V249H42L41 247H36ZM35 249V248H34ZM48 250V249H47ZM31 252H33V251H31ZM35 252V251H34ZM36 253V252H35ZM97 258V257H96Z\"/></svg>","mask_w":264,"mask_h":264}]
</instances>
